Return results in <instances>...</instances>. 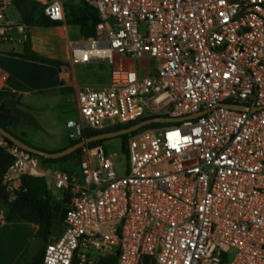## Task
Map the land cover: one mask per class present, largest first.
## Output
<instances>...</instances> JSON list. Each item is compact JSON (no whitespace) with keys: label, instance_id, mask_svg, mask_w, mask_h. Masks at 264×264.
<instances>
[{"label":"built area","instance_id":"obj_1","mask_svg":"<svg viewBox=\"0 0 264 264\" xmlns=\"http://www.w3.org/2000/svg\"><path fill=\"white\" fill-rule=\"evenodd\" d=\"M35 1L67 23V1ZM82 3L100 22L96 37L70 40V63L107 62L112 71L109 86L77 88L69 139L150 118L180 121L130 134L123 175L102 145L82 148L83 184L0 134L13 159L3 179L11 200L28 191L25 177L51 179L69 198L44 264L86 263L81 249L118 264H264V0ZM11 27L0 45L16 41ZM16 28L26 40L28 26ZM9 78L0 71V89Z\"/></svg>","mask_w":264,"mask_h":264},{"label":"trees","instance_id":"obj_2","mask_svg":"<svg viewBox=\"0 0 264 264\" xmlns=\"http://www.w3.org/2000/svg\"><path fill=\"white\" fill-rule=\"evenodd\" d=\"M3 1L4 0H0V6ZM13 6L20 15L21 23L28 26V28L39 27L54 29L63 24L59 21H54L49 16H47L44 7L35 0H13ZM99 22V13L93 6L85 3L69 6L67 23L79 27L82 37L86 39L96 37V27ZM6 54L12 57L56 66L60 68L61 73L63 69L67 67V64L62 61L48 58L34 51L32 48L31 37H28L24 41L23 51L21 53L12 51ZM59 89L65 94L75 93L73 88L66 87L64 81H62V86ZM31 91L33 90L13 77L9 78L7 88L0 89V126L27 144L29 143L22 136L16 134L12 127L14 121L16 120L19 107L22 105V93ZM145 120H139L128 125L116 126L102 131H93L88 129L84 132L83 138L81 140H70V144L67 148L80 143L84 139L92 138L103 133L115 132L130 128ZM159 126L164 127L163 124H153L151 126L145 127L144 129L158 128ZM122 138L126 143L129 135L123 136ZM103 142L104 141L90 143L88 146L93 148L102 145ZM82 152L83 149H80L78 152L61 159H45L39 156L37 157H39L42 165L46 168L63 169V164L68 162L70 159H75L76 164L80 166ZM12 162V157L0 147V199L4 201L7 207L6 220L8 222L27 221L37 224L39 226V230L36 235V239L44 242L47 246L53 237L56 222L60 217L61 220H65L67 209L60 210L58 208L52 207L51 198L49 197L47 184L44 179L25 177L24 184L28 191L26 193L19 194L15 200H11L6 187L3 185V179ZM64 170L69 173L67 169L64 168ZM63 197L67 206L69 198L65 194H63ZM46 246L37 252V254L33 257L31 264H44ZM75 261L74 263L78 264V260ZM15 264H29L27 260V253L24 254ZM100 264H118V259L117 257H109L103 259ZM144 264H153V261L150 258H145Z\"/></svg>","mask_w":264,"mask_h":264},{"label":"rangeland","instance_id":"obj_3","mask_svg":"<svg viewBox=\"0 0 264 264\" xmlns=\"http://www.w3.org/2000/svg\"><path fill=\"white\" fill-rule=\"evenodd\" d=\"M67 1V9L69 6L76 4H81V0H65ZM3 3L7 4L6 15L8 20L13 23H18L21 21L18 11L13 6V0H4ZM4 20H0L1 23H5ZM70 32V36L67 33V27ZM35 35V33L33 34ZM80 28L73 24H65L64 28L52 31H42L37 32L36 44L37 49L42 51L44 56L48 58L57 59L67 64L62 71V80L67 84L75 85L77 88L82 84H89L86 80L93 72L103 71V76H110L112 71V66L107 62H101L99 64H93L88 66H73L68 60V44L70 39L79 40L81 39ZM2 51L6 52L8 50H20V46L17 42H5L1 45ZM100 65V66H99ZM155 65V62H152ZM99 70V71H100ZM78 73V74H77ZM80 75V76H78ZM80 79V80H79ZM93 86V85H92ZM63 96L58 95L50 102V109L38 110L36 107L28 111L27 108H22L13 123V131L22 136L25 140H28L32 146L42 149L44 151H55V149H63V147H68L70 144V139L68 135L67 123L70 119L77 120L79 115L76 107V97L73 94H67L66 101L63 102ZM36 125H32L33 122ZM169 124H163L167 126ZM159 126L158 128H160ZM27 141V140H26ZM124 140L122 137L114 138L111 140H106L103 142L102 146L108 157H114L116 163V168L119 174L123 175L126 173L128 168V158L123 154ZM117 155V156H115ZM63 167L68 170L70 175L77 177L80 183L83 184L82 170L79 165L76 164L75 159H70L68 162L63 164ZM64 168H59L64 170ZM65 171V170H64ZM47 184L49 197L51 198V204L53 208H58L60 210L67 209L64 201L63 194L59 192L51 179H44ZM3 202H0V206L3 208ZM65 229L64 221L61 217L56 222L54 234L51 240L59 237ZM46 244L42 241L35 243L34 248L37 252L40 251ZM88 260L83 264H100L102 261L100 253L95 250H82ZM233 258V254L230 259ZM32 258L29 257L28 263L31 264ZM76 262V261H75ZM80 261H78V264ZM75 264V263H74Z\"/></svg>","mask_w":264,"mask_h":264},{"label":"crops","instance_id":"obj_4","mask_svg":"<svg viewBox=\"0 0 264 264\" xmlns=\"http://www.w3.org/2000/svg\"><path fill=\"white\" fill-rule=\"evenodd\" d=\"M81 2H82V0H81ZM73 5H76V4H73ZM11 8H14V7H11ZM66 8H67V3H66ZM7 9H9V8H7V5L4 6V3H2L0 6V13H2L5 16L6 21H5V23L0 22V33H2L4 31V27H6L7 24L12 25L10 34L16 40L14 42H17L18 45L20 46V50L12 49V50H8L6 52H3L2 48L0 46L1 54H3V55H7L6 53H10L12 51H15L17 53H21L23 51V43L25 41V40H23L24 36L22 34H20L16 28L17 25L22 24L21 21L18 23L10 22L8 20L7 15H6ZM68 11H69V9H67V12ZM2 20H4V19H2ZM64 26H65V23H63L61 26L54 28V29L39 28V27L29 28L27 31V38L31 37L33 50L42 54V51L37 49V47H39L36 44V40L38 38L37 32L59 30L61 28H64ZM66 27H67L66 31L70 36L68 26H66ZM34 33H35V35H33ZM70 40H72V38ZM19 41H22V42H19ZM67 51H68V56H69V44H68ZM68 60H70V57H68ZM91 65H93V64H91ZM100 69H101V67H99V70ZM99 70H98V72H93V74H91L86 80H84L89 84H82L80 86L93 85V86L99 87V88L109 86L111 75L110 76H103L102 75L103 71L102 70L99 71ZM78 76H80V75H78ZM62 81H64V80H62ZM65 84H66V87H71L75 90V93L73 95H75V97H76L77 87L75 85L67 84L66 82H65ZM58 95H61L64 97L63 102L66 101L67 94L61 92V90L59 88L53 89V90H45V91L24 92V93H22V105L19 107V111L22 108H27L26 110L28 113V111L31 110V108L33 109L34 107H36V109H38V110L50 109L51 108L50 102ZM75 102H76V107H77V111H78V115H79L77 97H76ZM70 120H73V119H70ZM36 124L37 123L35 121L32 123V125H36ZM26 140L28 142L29 139H26ZM66 148L67 147L65 146V147H63V149H55V151H50V152H60V151L65 150ZM1 201L2 200L0 199V202ZM2 202L4 205H3V208L0 206V264H15L26 253H27V260H29V257L33 259V257L37 254V250H36V248H34V245H35V243H39V241H40V240L36 239V235L38 233L39 226L35 223H31V222H27V221L8 222L6 220L7 207H6V204L4 203V201H2ZM1 218H3V220H1Z\"/></svg>","mask_w":264,"mask_h":264},{"label":"water","instance_id":"obj_5","mask_svg":"<svg viewBox=\"0 0 264 264\" xmlns=\"http://www.w3.org/2000/svg\"><path fill=\"white\" fill-rule=\"evenodd\" d=\"M0 71L8 74L10 77L15 78L33 91L53 90L62 86L61 70L60 68L52 65L0 54ZM242 109H245V107H242ZM179 121L180 119L172 118L148 119L130 128L115 132L103 133L92 138L84 139L80 143L60 152H47L36 148L17 138L15 135L1 126L0 134H2L12 144L36 156L45 159H61L78 152L80 149L87 147L90 143H96L130 135L153 124H173Z\"/></svg>","mask_w":264,"mask_h":264}]
</instances>
